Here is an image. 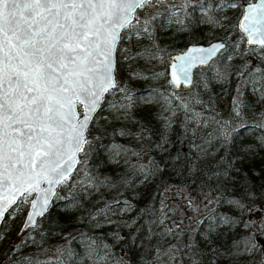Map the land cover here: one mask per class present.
Returning a JSON list of instances; mask_svg holds the SVG:
<instances>
[{
  "label": "trees",
  "instance_id": "16d2710c",
  "mask_svg": "<svg viewBox=\"0 0 264 264\" xmlns=\"http://www.w3.org/2000/svg\"><path fill=\"white\" fill-rule=\"evenodd\" d=\"M246 1L156 0L132 17L74 169L34 225L0 228V264H264V54L236 27ZM217 38L171 87V54Z\"/></svg>",
  "mask_w": 264,
  "mask_h": 264
},
{
  "label": "snow or ice",
  "instance_id": "6c2138e0",
  "mask_svg": "<svg viewBox=\"0 0 264 264\" xmlns=\"http://www.w3.org/2000/svg\"><path fill=\"white\" fill-rule=\"evenodd\" d=\"M151 2L0 0V189L31 195L63 168L58 160L73 142L80 150L89 112L116 87L120 32ZM77 104L85 109L78 124ZM0 199L3 215L16 196Z\"/></svg>",
  "mask_w": 264,
  "mask_h": 264
},
{
  "label": "water",
  "instance_id": "95a60500",
  "mask_svg": "<svg viewBox=\"0 0 264 264\" xmlns=\"http://www.w3.org/2000/svg\"><path fill=\"white\" fill-rule=\"evenodd\" d=\"M132 17L133 13L131 14V19ZM245 17H247V19H245ZM236 27L242 33L244 45L259 47L262 49L264 54V0H248L244 2L236 19ZM223 46L224 42L220 38H217L207 42L187 43L182 49L172 53L165 65L166 78L169 85L175 89L190 86L194 68L205 66L209 63L210 60L223 48ZM113 64L115 65V53L113 57ZM261 74L264 81V64L261 68ZM104 93L101 95L100 101L95 110L89 112V120L86 122V126L82 130L83 143L80 145V150L74 151L75 142H73V144L68 147L64 156L58 160V163L62 164L63 168L58 169L56 172H49L47 174V179L40 178L39 183L35 185V190L32 191L28 199L26 209L19 226L20 230L34 225L37 219L48 210L57 186L62 181L67 179L74 169L78 161V155L86 141L88 124L94 114L99 110L100 102ZM77 106L80 111L77 109ZM77 106L76 112L78 115L73 122L78 124L83 120L85 109L79 104H77ZM69 157H71V159H69ZM61 172H63L62 175ZM24 187H27V185H24ZM3 195H7L8 199H11L12 195H15L16 200L19 196H21L19 193H15L14 190L11 194H9L0 189V196ZM27 195L28 193L23 194V196ZM33 202H35V208H33ZM14 203L7 207V210L3 213V215H0V223ZM5 204H7V200L0 199V207H3ZM30 216L32 217L31 220L29 219Z\"/></svg>",
  "mask_w": 264,
  "mask_h": 264
},
{
  "label": "rangeland",
  "instance_id": "374dc122",
  "mask_svg": "<svg viewBox=\"0 0 264 264\" xmlns=\"http://www.w3.org/2000/svg\"><path fill=\"white\" fill-rule=\"evenodd\" d=\"M169 1H177V0H169ZM156 2V0H152V2L150 4H146L143 8H137L134 10L133 12V16H137L138 14L144 12L147 8H149L150 6L154 5ZM239 7V5L237 3H232L229 5L228 7V11L232 12L235 11L237 8ZM224 23H225V19L223 17H221V22L219 24V28L222 29V27H224ZM208 26V25H206ZM133 40V39H131ZM142 39L137 38L134 40L135 43H139L141 42ZM126 39H124V44H126ZM255 48H259V47H255ZM123 51V50H121ZM246 53L245 49H241L240 47H235L233 50V55H243ZM230 97V95H229ZM77 109L80 111L79 107L77 106ZM30 195L27 196H19L15 202V205L7 211L6 213V217L4 219V221H2V224L0 226V228L2 229L3 226L5 229V233H13L14 231V226L16 225L18 218L19 217H23L22 214V207L23 205H27L28 199H29Z\"/></svg>",
  "mask_w": 264,
  "mask_h": 264
},
{
  "label": "flooded vegetation",
  "instance_id": "af4514ba",
  "mask_svg": "<svg viewBox=\"0 0 264 264\" xmlns=\"http://www.w3.org/2000/svg\"><path fill=\"white\" fill-rule=\"evenodd\" d=\"M248 1V0H247Z\"/></svg>",
  "mask_w": 264,
  "mask_h": 264
}]
</instances>
